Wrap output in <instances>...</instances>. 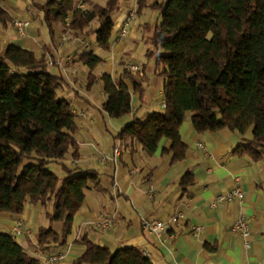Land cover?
<instances>
[{"label": "trees", "instance_id": "1", "mask_svg": "<svg viewBox=\"0 0 264 264\" xmlns=\"http://www.w3.org/2000/svg\"><path fill=\"white\" fill-rule=\"evenodd\" d=\"M0 0V24L12 22ZM38 4V0H31ZM84 0H44L42 17L50 26L59 22L71 34L94 35V44L104 50L112 46V12L121 0L104 4ZM146 7L157 11V21L148 40V54L156 53V70L162 77L166 105L134 117L118 137L138 142L153 154L162 139L169 141L170 164L186 157L187 144L180 126L189 117L197 132L228 129L242 138L232 152L253 160L264 157V0H136L135 13ZM95 23V24H94ZM78 60L88 66L89 83L100 59L85 52ZM132 71L124 67L118 78L101 75L106 100L103 107L112 117L131 111L132 91L124 81ZM61 79L53 75L44 57L14 44L0 53V213L20 215L26 204L46 210L48 225L35 229L43 249L63 246L68 241L74 214L86 191L100 188L99 173L77 172L64 160L76 157L78 124L71 101L58 95ZM133 91L143 96L141 84ZM250 129L251 136L246 133ZM61 164L65 174L57 175L47 165ZM179 183H194L187 169ZM59 221L56 230L52 222ZM79 241L84 250L72 264H154L138 247L110 248L87 236ZM205 246L216 249L215 245ZM0 264H44L28 252L8 231H0Z\"/></svg>", "mask_w": 264, "mask_h": 264}, {"label": "crops", "instance_id": "2", "mask_svg": "<svg viewBox=\"0 0 264 264\" xmlns=\"http://www.w3.org/2000/svg\"><path fill=\"white\" fill-rule=\"evenodd\" d=\"M24 1L21 12L19 5ZM88 1L80 2L86 6ZM2 7L12 22L6 26L0 24V53L8 44L29 49L35 56L44 57L49 71L61 79L56 92L71 101L78 124L77 156L66 158L64 163L75 172L97 171L101 187L86 191L63 246L43 249L35 238L34 231L44 225L41 222L46 218V210H51L50 205L45 209L26 204L20 215L1 212L0 231L11 232L21 219L22 233L16 240L28 252L41 253V260L48 253L64 250L59 264H72L82 253L84 245L79 239L84 235L112 249L138 247L154 264H264V157L253 160L233 153V148L243 142L240 135L228 129L197 132L186 117L180 126L187 144L186 157L173 164H170L171 153L163 152L169 146L166 139L160 141L156 152L147 154L138 142L118 137L134 117L145 118L149 111L160 108L162 77L156 70V53L148 54L152 48L148 36L158 20L155 9L146 7L140 15L135 13L126 33L121 35L126 16L136 10V0H121L120 8L111 14L114 23L111 49L104 50L94 40L90 41L88 35H73L59 22L48 26L41 6L31 0H6ZM16 17L29 21L23 34L13 25ZM90 51L100 59L93 69L96 80L92 84L88 66L78 60L80 54ZM128 62L139 66L138 70L130 69L131 78L124 77L132 91V109L120 117H112L103 107L106 95L101 75L108 72L118 78ZM134 80L143 87L141 98L133 91ZM187 169L194 183L183 186L179 178ZM60 170L63 176L62 167ZM236 182L243 188V197L217 201L218 194ZM99 214L114 220L107 234L92 223ZM239 214L249 219V246L245 245L242 234L230 229ZM144 218L169 223L170 227L165 234L158 235L143 226ZM199 225L201 230L196 229ZM205 244L215 245L216 249L210 250Z\"/></svg>", "mask_w": 264, "mask_h": 264}, {"label": "built area", "instance_id": "3", "mask_svg": "<svg viewBox=\"0 0 264 264\" xmlns=\"http://www.w3.org/2000/svg\"><path fill=\"white\" fill-rule=\"evenodd\" d=\"M134 14L135 11H130L126 16V19L124 20V23L120 29L121 35H124L126 33L128 22L133 19ZM28 24L29 21L27 19L17 17L13 19V25L20 34L24 33L25 28L28 26ZM65 39L66 37L63 38V40ZM124 67L129 68L131 70L139 69V66L136 63L131 62L124 64ZM159 104L161 107H164L166 105V101L163 97H161ZM197 145L200 146L202 149H205V146L201 142H197ZM115 153H118V148H115ZM237 182L227 191L218 194L217 201H231L235 198L241 199L243 197L244 192L242 186ZM22 223L23 221L21 219H18L16 221V224L13 226L11 233L14 237H18L22 233ZM92 223L100 231L111 230V228L114 226L113 218L104 214H99L92 221ZM142 224L145 228L150 231L156 232L158 235L165 234L167 232V229L170 227L169 223L156 219L150 220L147 218H144L142 220ZM196 229L201 230L202 226L199 225L196 227ZM230 229L233 233L242 234L246 238L245 245H250L249 241L247 240V237L249 235V219L246 216H244L243 214H239L231 223ZM64 253V250H57L55 252L48 253L43 257L42 261L44 264H59L64 258ZM36 255L41 257V253H36Z\"/></svg>", "mask_w": 264, "mask_h": 264}, {"label": "rangeland", "instance_id": "4", "mask_svg": "<svg viewBox=\"0 0 264 264\" xmlns=\"http://www.w3.org/2000/svg\"><path fill=\"white\" fill-rule=\"evenodd\" d=\"M26 1H28V2H30V0H26ZM90 1H93V2H99L100 4H104L105 3V1L106 0H89L88 2H90ZM43 2H44V0H38V5H42L43 4ZM26 2L24 1V2H20V9H21V12H22V10H23V8L25 7L24 6V4H25ZM95 24V23H94ZM88 39L90 40V41H93L94 40V35L93 34H89L88 35ZM246 135L247 136H251V131H250V129L247 131V133H246ZM47 167L50 169V170H52V171H54L57 175H59V176H61L62 174V171L60 170V162H58V161H52V162H50L48 165H47ZM44 224V225H48L49 224V221H48V219L47 218H43L42 219V222H41V224ZM52 226L56 229V230H59V228H61V223L59 222V221H56V222H52ZM109 231V230H108ZM108 231H105V233L106 232H108ZM100 232H103V231H100ZM98 233H99V231H98ZM107 234V233H106Z\"/></svg>", "mask_w": 264, "mask_h": 264}]
</instances>
